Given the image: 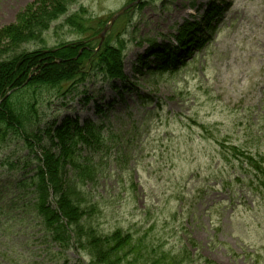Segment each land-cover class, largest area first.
<instances>
[{"label":"rangeland","instance_id":"374dc122","mask_svg":"<svg viewBox=\"0 0 264 264\" xmlns=\"http://www.w3.org/2000/svg\"><path fill=\"white\" fill-rule=\"evenodd\" d=\"M129 1L79 0L73 11H87L82 31L60 22L45 33L44 42L24 44L21 50L35 52L44 48L41 45L54 48L89 38L101 19ZM36 2L0 0V33L33 12ZM210 2L224 5L218 16L208 18L210 26L203 24L201 50L183 54L189 65L178 72L152 79L146 73L149 63L154 65L146 56L151 42L175 46L178 35L181 41L192 37L195 30H188L186 23L200 27ZM131 13L132 23L123 35L128 43L127 80L118 81L117 90L100 79L85 88L87 97L114 105L100 116L106 130H121L122 141L130 136L132 124L140 130L132 133L133 144L118 161L117 150L110 153L113 163L108 168L101 165L100 155L90 163L96 180L86 185L87 199L98 203L91 215L93 226L105 234L133 228L146 233L153 245L167 248H181L190 234L200 255L215 264H264V200L246 188L236 187L234 195L222 188L237 172L221 153L223 145L264 151V0H147L142 10ZM139 95L150 97L145 101ZM74 108L59 121L65 116H81V123L95 118L93 103L82 108L76 101ZM61 177L65 182L64 173ZM6 195L0 208L11 205L12 190ZM15 215L20 217L21 210ZM22 230L36 232L21 221L0 218V264L42 263L37 258L42 257V246H30ZM69 257L74 264L75 256Z\"/></svg>","mask_w":264,"mask_h":264},{"label":"trees","instance_id":"16d2710c","mask_svg":"<svg viewBox=\"0 0 264 264\" xmlns=\"http://www.w3.org/2000/svg\"><path fill=\"white\" fill-rule=\"evenodd\" d=\"M75 2L76 0H37L33 12H26L16 26L8 27L0 33V124L3 129L0 139L4 141L10 136L12 141L15 140L17 146L11 151L13 156L27 152L25 156H19L21 162L30 163L35 159L44 163L46 171L54 180L53 183L50 182L59 194V205L64 215L77 226L78 231H83L78 218L86 215L89 209H81L83 199L77 191H72L68 186L65 188L60 171L65 169L66 164L82 168L74 156L76 148L79 145H96L98 131L91 124L86 129L79 128V124L71 120H67L56 131L53 126L47 127L45 121L51 117L54 103L66 104L67 100H74L81 94L79 87L86 84L88 78H122L126 45L118 41L114 47H105L97 55L84 42L61 44L54 48L41 45L44 48L35 52L21 50L24 44L28 46L33 41L44 42L45 33L63 16L67 17L64 20L65 27H70L76 33L82 31L86 13L84 9L72 12ZM188 38L191 36L181 43L187 45L194 41L191 39L187 43ZM159 54L163 52L160 51ZM163 55L166 60V55ZM11 91L13 92L8 96ZM86 101L88 102L87 99ZM43 124L45 127H41ZM18 142L22 143L21 148L18 147ZM48 146L57 148L59 156L47 150ZM37 147L43 151L42 159L36 153ZM45 177L44 171L41 172L37 184L48 188ZM21 183L25 185L24 181ZM33 184L31 182L25 186L33 188ZM41 188L34 184L36 193L47 195L48 189ZM89 234L93 244L90 243L88 249L96 264H181L179 259L183 264H188L191 260V255L185 251H180L177 259H170L164 251H158L149 244H137L136 237L121 230L105 237L99 236L95 231Z\"/></svg>","mask_w":264,"mask_h":264}]
</instances>
